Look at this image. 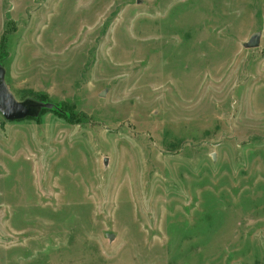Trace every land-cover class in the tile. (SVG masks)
<instances>
[{"label":"rangeland","instance_id":"rangeland-1","mask_svg":"<svg viewBox=\"0 0 264 264\" xmlns=\"http://www.w3.org/2000/svg\"><path fill=\"white\" fill-rule=\"evenodd\" d=\"M0 65L50 104L0 113V264H264V0H0Z\"/></svg>","mask_w":264,"mask_h":264},{"label":"water","instance_id":"water-1","mask_svg":"<svg viewBox=\"0 0 264 264\" xmlns=\"http://www.w3.org/2000/svg\"><path fill=\"white\" fill-rule=\"evenodd\" d=\"M260 35V31L253 33L245 41V46L249 48L259 46ZM49 105L31 97L22 101L17 100L6 84L3 68L0 65V113L6 120L13 121L37 116L42 108Z\"/></svg>","mask_w":264,"mask_h":264},{"label":"crops","instance_id":"crops-1","mask_svg":"<svg viewBox=\"0 0 264 264\" xmlns=\"http://www.w3.org/2000/svg\"><path fill=\"white\" fill-rule=\"evenodd\" d=\"M261 32V31H260ZM260 40V39H259Z\"/></svg>","mask_w":264,"mask_h":264}]
</instances>
